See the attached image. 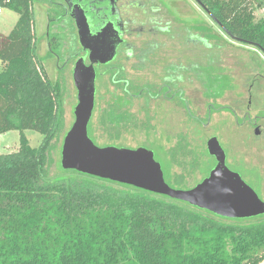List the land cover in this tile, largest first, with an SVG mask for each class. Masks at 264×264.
I'll return each mask as SVG.
<instances>
[{"label": "trees", "instance_id": "trees-1", "mask_svg": "<svg viewBox=\"0 0 264 264\" xmlns=\"http://www.w3.org/2000/svg\"><path fill=\"white\" fill-rule=\"evenodd\" d=\"M31 2L0 0L3 10L18 15L10 33L0 34V135L20 132L18 147L0 153V264L262 263L264 220L245 223L264 215L222 218L166 196L64 171L60 164L63 172L138 193L45 183L48 151L63 128V112L60 92L39 68ZM195 2L230 39L264 54V19L255 22L252 10L253 5L264 9V0ZM123 120L107 110L101 121L112 130ZM27 130L43 136L37 147L29 145ZM155 160L170 167L165 158Z\"/></svg>", "mask_w": 264, "mask_h": 264}, {"label": "rangeland", "instance_id": "rangeland-1", "mask_svg": "<svg viewBox=\"0 0 264 264\" xmlns=\"http://www.w3.org/2000/svg\"><path fill=\"white\" fill-rule=\"evenodd\" d=\"M133 2H141L145 9L142 13L133 11L132 29L139 30L134 32L132 42L138 57L125 64L122 77L133 89L128 97L130 106L124 109L128 119L112 130L102 124L104 112L114 102L112 95L122 94L115 91L108 75L101 81L98 104L88 125L94 144L100 148L152 150L156 159L165 158L170 163L166 168L161 161L166 183L175 190H189L215 165L206 142L216 137L228 168L264 202V54L230 39L193 0ZM252 10L255 22L264 19V9L253 5ZM31 11L39 68L60 92L63 112V128L48 151L45 183L73 182L97 191L137 194L134 189L60 170L63 139L74 122L77 104L71 65L75 50L69 45L72 31L61 25L63 18L55 21L56 11L43 0H32ZM17 19L16 13L2 10L0 34L8 35ZM52 36L56 42L49 48L47 40ZM166 73L175 79V87L168 94L170 101L164 91H158ZM23 134L31 147H37L43 138L30 130ZM19 138L17 130L1 134L0 153L15 150ZM204 163L207 169H203ZM164 202L186 208L166 199ZM261 220L264 217L245 224Z\"/></svg>", "mask_w": 264, "mask_h": 264}, {"label": "water", "instance_id": "water-1", "mask_svg": "<svg viewBox=\"0 0 264 264\" xmlns=\"http://www.w3.org/2000/svg\"><path fill=\"white\" fill-rule=\"evenodd\" d=\"M73 13L78 23L80 12L74 9ZM82 32L88 34L86 29ZM90 53L89 66L78 59L72 70L77 104L74 122L64 136L60 152V166L64 171L166 196L222 218L249 219L264 215V202L238 173L228 168L226 154L216 137L206 142L207 153L214 158L215 165L206 178L189 190H175L166 183L162 166L152 150L96 146L88 136V125L95 98L93 65L102 60L92 50Z\"/></svg>", "mask_w": 264, "mask_h": 264}, {"label": "flooded vegetation", "instance_id": "flooded-vegetation-1", "mask_svg": "<svg viewBox=\"0 0 264 264\" xmlns=\"http://www.w3.org/2000/svg\"><path fill=\"white\" fill-rule=\"evenodd\" d=\"M43 1L44 3H48L53 10L56 11L58 16L55 21L63 18L61 25L68 27L72 31L71 43L69 44L70 46L74 45L75 50L71 60L72 67H74L75 62L78 59H83L85 65L89 66L91 64V50L96 56H100V59L102 60L93 65L96 78L92 116L95 113V105L96 103L98 104L101 81L109 75L111 76L112 84L115 86V91L121 90L122 92L119 96L112 95L114 102L109 110L114 112L118 117H121L122 115L124 118L123 122L126 121L125 119L128 116L124 109L130 106V99L128 97L132 95L133 89L129 86L128 80L122 77H124L125 64L131 62L133 58L138 57L132 38L134 32L139 29H132V14L133 11H140L142 13L144 5L141 2H133V0ZM193 1L195 2V0ZM74 9L75 11L80 12L78 23H76L74 17ZM204 11L206 12V10ZM85 29L88 34L82 32ZM152 29L164 33L155 28ZM141 30L143 29H140V31ZM81 35L82 41H80ZM140 35L143 34L141 33ZM73 40L74 42L72 43ZM47 42L49 48H51L50 43H55L56 38L53 36L49 37ZM155 45L157 46V44ZM155 45H153L154 48H156ZM140 53L142 54V51ZM174 87L175 79L170 78L166 73V77L161 78V85L158 88V91H164L165 98L170 101L172 99L168 94L173 91Z\"/></svg>", "mask_w": 264, "mask_h": 264}, {"label": "built area", "instance_id": "built-area-1", "mask_svg": "<svg viewBox=\"0 0 264 264\" xmlns=\"http://www.w3.org/2000/svg\"><path fill=\"white\" fill-rule=\"evenodd\" d=\"M2 10H3V9L0 7V17H1V15H2Z\"/></svg>", "mask_w": 264, "mask_h": 264}, {"label": "crops", "instance_id": "crops-1", "mask_svg": "<svg viewBox=\"0 0 264 264\" xmlns=\"http://www.w3.org/2000/svg\"><path fill=\"white\" fill-rule=\"evenodd\" d=\"M260 264H264V261L262 263H260Z\"/></svg>", "mask_w": 264, "mask_h": 264}]
</instances>
